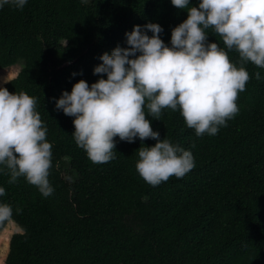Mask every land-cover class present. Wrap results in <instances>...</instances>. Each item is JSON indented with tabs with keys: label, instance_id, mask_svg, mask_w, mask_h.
<instances>
[{
	"label": "trees",
	"instance_id": "obj_1",
	"mask_svg": "<svg viewBox=\"0 0 264 264\" xmlns=\"http://www.w3.org/2000/svg\"><path fill=\"white\" fill-rule=\"evenodd\" d=\"M186 17L170 0H27L22 9L0 8V69L24 61L2 86L37 98L52 144L54 187L44 197L23 177L9 184L0 173V201L13 206L9 220L22 229L11 237L5 264H264V68L244 65L250 79L238 93L239 111L215 135L196 136L179 109H162L159 120L146 114L161 139L195 159L183 177L156 186L136 170L139 138L114 137L115 159L94 163L75 143L73 117L50 99L80 79L106 78L93 74L98 57L126 47L133 25L159 23L168 43ZM229 58L239 66L235 50Z\"/></svg>",
	"mask_w": 264,
	"mask_h": 264
},
{
	"label": "clouds",
	"instance_id": "obj_2",
	"mask_svg": "<svg viewBox=\"0 0 264 264\" xmlns=\"http://www.w3.org/2000/svg\"><path fill=\"white\" fill-rule=\"evenodd\" d=\"M170 2L186 10L187 17L171 29L168 43L160 36L159 23L135 24L124 34L126 47L117 44L98 57L101 63L93 74L106 78L100 75L91 84L80 79L71 91L50 98L55 109L73 117L75 143L94 163L115 159L114 137L129 143L139 138L135 167L152 186L172 175L183 177L195 167V159L191 150L161 139L146 114L159 120L162 109H179L196 136L215 135L239 111L238 93L250 79L244 65L252 62L264 68V0ZM26 3L0 0V8L22 9ZM208 29L221 37L225 47L208 40ZM232 50L238 53L239 66L229 58ZM254 77L262 78L259 71ZM36 105L35 96L0 86V173L9 176V184L23 177L47 197L54 192L48 178L52 144ZM145 138L156 142L146 146ZM4 195L0 186V196ZM12 216L13 206L0 201V223Z\"/></svg>",
	"mask_w": 264,
	"mask_h": 264
},
{
	"label": "rangeland",
	"instance_id": "obj_3",
	"mask_svg": "<svg viewBox=\"0 0 264 264\" xmlns=\"http://www.w3.org/2000/svg\"><path fill=\"white\" fill-rule=\"evenodd\" d=\"M23 63L24 61L21 60L9 68L0 69V86L16 76L23 66ZM16 232H22V229L14 220H9L6 226L0 231V264H5L11 237Z\"/></svg>",
	"mask_w": 264,
	"mask_h": 264
}]
</instances>
